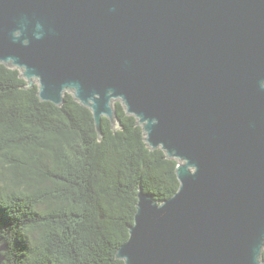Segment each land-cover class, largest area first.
Returning <instances> with one entry per match:
<instances>
[{"label": "water", "instance_id": "95a60500", "mask_svg": "<svg viewBox=\"0 0 264 264\" xmlns=\"http://www.w3.org/2000/svg\"><path fill=\"white\" fill-rule=\"evenodd\" d=\"M0 63L100 135L121 101L178 161L171 198L139 190L119 260L264 264V0H0Z\"/></svg>", "mask_w": 264, "mask_h": 264}, {"label": "trees", "instance_id": "16d2710c", "mask_svg": "<svg viewBox=\"0 0 264 264\" xmlns=\"http://www.w3.org/2000/svg\"><path fill=\"white\" fill-rule=\"evenodd\" d=\"M0 63L1 264H125L140 189L160 203L179 189L176 167L152 150L138 120L114 102L120 127L71 93L57 106ZM264 259V252H263Z\"/></svg>", "mask_w": 264, "mask_h": 264}]
</instances>
